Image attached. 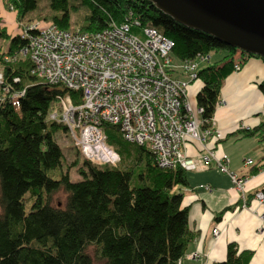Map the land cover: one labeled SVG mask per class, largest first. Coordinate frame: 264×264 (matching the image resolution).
I'll return each instance as SVG.
<instances>
[{"label":"trees","instance_id":"obj_1","mask_svg":"<svg viewBox=\"0 0 264 264\" xmlns=\"http://www.w3.org/2000/svg\"><path fill=\"white\" fill-rule=\"evenodd\" d=\"M7 1L19 20L37 3ZM48 6L54 12L50 24L64 30H70L69 13L85 7L80 31L102 30L130 11L142 25L173 41L170 57L178 61L222 53L198 68L194 79L199 83L195 107L205 124L211 120L223 80L233 71L236 49L175 22L147 0H48ZM0 40H7L4 51L0 44V264H181L196 235L188 227L189 207L182 204L179 190L188 185L186 172L157 168L150 152L135 145L131 166L78 160L76 150L63 170L54 133L65 127L47 115L57 96L69 94L77 101L79 94L33 76L26 58L8 59L26 46L20 33L8 35L0 25ZM247 56L264 64L259 56ZM257 87L264 94V80ZM13 91L21 96L11 99ZM237 131L264 142V123ZM105 134L119 158H126L130 145L112 127H106ZM69 168L75 169L78 180H70ZM58 192L64 201L53 204ZM250 258L251 251H238L229 243L225 258L212 264H248Z\"/></svg>","mask_w":264,"mask_h":264},{"label":"built area","instance_id":"obj_2","mask_svg":"<svg viewBox=\"0 0 264 264\" xmlns=\"http://www.w3.org/2000/svg\"><path fill=\"white\" fill-rule=\"evenodd\" d=\"M20 37L26 46L8 59L26 58L33 76L79 94L77 101L69 94L57 96L47 119L65 127L80 156L96 165L115 166L120 158L105 134L106 127H112L123 142L146 148L159 169L192 172L214 166L228 175L246 207L242 186L247 177L232 172L225 156H216L213 142L221 133L212 120L204 123L201 109L193 108L187 98L203 56L174 64L173 41L142 25L130 11L122 21L111 20L99 31L34 23L25 26ZM239 69L234 62L233 71ZM19 96L9 93L11 99ZM190 145L196 155L188 154ZM252 164L251 159L244 160V165ZM251 198L264 205V189L254 191ZM211 233L218 236L216 228ZM183 259L198 261L200 254L186 253Z\"/></svg>","mask_w":264,"mask_h":264},{"label":"crops","instance_id":"obj_3","mask_svg":"<svg viewBox=\"0 0 264 264\" xmlns=\"http://www.w3.org/2000/svg\"><path fill=\"white\" fill-rule=\"evenodd\" d=\"M263 80L264 64L255 57L247 58L238 71H232L223 80L211 118L221 133V139L213 142V148L216 156L227 155L228 168L232 172L247 177L242 186L247 198L246 207L241 206L240 194L231 186L228 175L217 171L214 166L192 171L191 178L186 175L188 185L179 190L183 193L182 204L189 207L188 227L196 235L187 245L185 254L197 252L200 259H183L181 264L222 261L229 243L236 244L238 251H251L248 264H264V205L251 198L254 191L264 189V167L261 166L264 154L252 165H244L246 158L243 157L249 152L246 150L255 146L251 139L247 141L248 147H241L235 157L230 142L221 143L233 136L236 139L238 136L253 138L257 142L255 137L244 136L237 130L264 123V94L257 87ZM187 152L189 155L198 153L194 145L188 146ZM203 186H208L209 190ZM214 228L218 230L217 237L212 236Z\"/></svg>","mask_w":264,"mask_h":264},{"label":"water","instance_id":"obj_4","mask_svg":"<svg viewBox=\"0 0 264 264\" xmlns=\"http://www.w3.org/2000/svg\"><path fill=\"white\" fill-rule=\"evenodd\" d=\"M175 22L264 59V0H147Z\"/></svg>","mask_w":264,"mask_h":264},{"label":"rangeland","instance_id":"obj_5","mask_svg":"<svg viewBox=\"0 0 264 264\" xmlns=\"http://www.w3.org/2000/svg\"><path fill=\"white\" fill-rule=\"evenodd\" d=\"M7 2H8L7 0H1L0 1V25L4 27L5 32L8 35L19 34L20 32L23 31L24 27L26 25H29V24L35 23V24H39V26L49 25L50 24V16H52L54 14V12L49 9L48 0H37L36 7L32 11L27 12L19 20L15 10H13L11 5H9V3H7ZM86 14H87V9L83 6H78V8L76 10L71 11L69 13V15H70V20H69L70 29H77L81 25L85 24ZM0 44H1V50L4 51L6 49V46H7V40H0ZM200 56H203L204 60L202 62L197 61L198 68H201V66L203 64L208 65V64L214 62L215 60H218L222 56V53H209V54L200 55ZM233 57H234L233 61L235 63L238 62V64L240 66L244 63V61L247 58H249L247 56V54L242 53L241 51H239L237 49H236L235 53L233 54ZM172 60H173V63L176 65L179 63V61L175 58H172ZM177 77L180 79L183 78L182 76H177ZM197 86H198V81L197 80L192 81L189 85V90L187 92L188 101L193 108H195L194 92L197 89ZM3 95H4V91H0V99L3 98ZM54 108H55V106H54ZM235 133H237V132H235ZM238 137H239V139H236L234 136L228 137L227 140H225L224 142H221V143H227V142L229 143L230 142L231 150L233 152L232 154H234V157L237 155V153H239V150L241 149V147H243V149L248 147V145H249V142H247V141H249L248 139H251V141H253L255 146L249 147L248 150H246L249 152L247 154H245L243 158L251 159L252 161H257L258 158L264 154V142L263 143L256 142L253 138H246V137H240V136H238ZM54 139L62 150L63 158H64V161L62 163V169L66 171L67 170L66 165L68 163H70L72 161V159L75 157V151L77 149L73 146V141H72L70 135L68 134V132L62 130L61 128H59L54 133ZM127 145H130V146L126 147V149L128 150V155L124 159L120 158V161L115 166H122L124 164L131 166L134 164L136 152L138 150L135 146H133L131 144H127ZM109 146H111L113 148V150L116 152V150L114 149V147L112 145H109ZM77 153H78L77 154L78 160H82L83 157L80 156L78 150H77ZM124 155L125 154L122 153L120 156L124 157ZM223 156H225L228 159V165H229V158L227 157L226 154ZM217 171H219V170L217 169ZM68 174H69L70 180H72V181L78 180V178H79L78 175L76 174L74 168H69ZM192 174H193V172H191V171L186 172V175L189 178L192 177ZM177 189L178 188H175L174 190H177ZM64 198H65V196L62 192L56 193L53 196V204L56 202H59V203L63 202ZM27 208L28 207L26 206V210H27Z\"/></svg>","mask_w":264,"mask_h":264}]
</instances>
